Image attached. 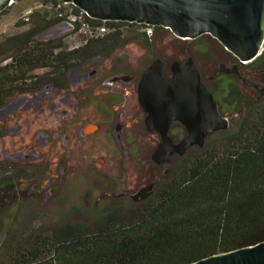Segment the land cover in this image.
Here are the masks:
<instances>
[{
  "label": "flooded vegetation",
  "instance_id": "flooded-vegetation-1",
  "mask_svg": "<svg viewBox=\"0 0 264 264\" xmlns=\"http://www.w3.org/2000/svg\"><path fill=\"white\" fill-rule=\"evenodd\" d=\"M123 24L135 29L151 28L141 40L146 60H129L124 43L76 47H82L80 54L87 55L67 71V86L76 85L79 98L67 97L60 102L56 98L52 108H45L41 100L28 103L19 113L14 112L15 108L7 110L0 122V140L6 139L3 146L10 147L2 151L4 161L0 163V211L7 207L19 215L26 203L35 204V197L22 196L27 190L37 195L53 193L58 204L66 179H75L81 170L98 173L100 189L111 200L110 209L104 213L134 207L151 198L170 179L179 161L191 149L198 148L193 145L183 156L176 151L163 157L156 154L164 136L147 124L148 112L140 103L138 89L140 78L152 64L157 65L166 80L174 72H187L188 62L196 67L220 116L228 121L227 129L210 134L205 142L228 132L231 120L238 128L251 112L264 108V45L257 57L242 61L209 33L188 38L164 26ZM163 32L166 35L157 38ZM31 72L30 88L4 94L0 113L16 93L32 92L46 83L57 91L67 88L46 82L45 74ZM62 104L68 108H61ZM46 113L53 115V128L49 131L42 130L39 124ZM186 135L184 125L174 121L165 137L177 144ZM37 148L43 150L38 152Z\"/></svg>",
  "mask_w": 264,
  "mask_h": 264
},
{
  "label": "trees",
  "instance_id": "trees-1",
  "mask_svg": "<svg viewBox=\"0 0 264 264\" xmlns=\"http://www.w3.org/2000/svg\"><path fill=\"white\" fill-rule=\"evenodd\" d=\"M92 21L116 29L83 48L124 43L117 26L126 22ZM35 33L0 42V104L14 89L28 90L30 72L40 67L50 68L46 82L66 88L67 71L87 55L82 47L64 49L62 38L40 41ZM223 134L191 149L148 200L100 213L91 224L23 232L1 250L0 264H187L264 240V108Z\"/></svg>",
  "mask_w": 264,
  "mask_h": 264
},
{
  "label": "water",
  "instance_id": "water-1",
  "mask_svg": "<svg viewBox=\"0 0 264 264\" xmlns=\"http://www.w3.org/2000/svg\"><path fill=\"white\" fill-rule=\"evenodd\" d=\"M14 0H0V12ZM100 21H120L170 28L181 37L209 33L242 61L254 59L264 44V0H62ZM187 72H174L170 80L152 64L138 82L146 122L164 136L157 155L176 151L179 156L193 145L202 149L205 139L228 127L212 93L200 80L192 62ZM174 121L187 135L172 144L165 134ZM187 264H264V240L207 255Z\"/></svg>",
  "mask_w": 264,
  "mask_h": 264
},
{
  "label": "rangeland",
  "instance_id": "rangeland-1",
  "mask_svg": "<svg viewBox=\"0 0 264 264\" xmlns=\"http://www.w3.org/2000/svg\"><path fill=\"white\" fill-rule=\"evenodd\" d=\"M32 10V14L29 17V21H23L21 19L22 14L26 10ZM55 19L52 12L48 11L44 7L39 6L38 0H28L27 3H20L15 0L12 4L6 7V10L0 14V42L9 36H14L25 32L30 29H35L36 33L34 38L40 41H48L56 38H62L64 49L70 50L74 46H80V41L70 32L64 24L61 22H51ZM50 22V23H49ZM46 23H48L46 25ZM117 28L122 33L124 40L123 49L128 53L129 60L139 61L146 60L144 52L142 50V38L143 34L150 32V27H138L137 29L127 24H120ZM145 32V33H144ZM166 34L160 33L157 38H162ZM48 68L35 69L31 72L33 75H43L47 73ZM71 99L78 97V87L69 83L66 89H57L51 84H44L38 89L28 93H16L5 104V109L0 113V122L3 120L7 110L13 108L15 113H19L21 108L28 103L37 102L43 100L45 108H52L54 106L53 100L58 99ZM69 105V104H68ZM43 106V105H42ZM61 108L67 109L68 106L61 105ZM55 114V112H54ZM10 117V116H9ZM18 120V119H17ZM14 123L16 122L13 121ZM53 115L46 113L43 120H39V124L42 130L49 131L53 128ZM237 123L231 120L229 131H234L237 127ZM20 126V125H19ZM14 128V125L12 126ZM224 134H218L211 137V139H219ZM6 139L0 140V163L2 160V151L10 150V147L3 146V142ZM19 148L21 146L19 145ZM38 152L43 149L37 148ZM54 156L50 159L53 160ZM55 164L54 161L51 162ZM3 164V163H2ZM15 164V163H13ZM148 172V171H147ZM80 171L77 173L75 179H66V186L59 194L61 199L57 204L55 199L57 195L26 193L22 196L27 198L28 196L35 197V204L32 206L28 203L25 207L20 208L19 215L15 212H11L7 207L2 208L0 211V253L1 251L11 245H14L22 236V233H28L31 230H46L51 227L52 224L58 226L61 223L70 222H83L91 224L94 218L110 209L111 200L100 189L99 175L96 172ZM146 174V173H145ZM31 206V207H30ZM23 233V234H24ZM2 255L0 254V258Z\"/></svg>",
  "mask_w": 264,
  "mask_h": 264
},
{
  "label": "built area",
  "instance_id": "built-area-1",
  "mask_svg": "<svg viewBox=\"0 0 264 264\" xmlns=\"http://www.w3.org/2000/svg\"><path fill=\"white\" fill-rule=\"evenodd\" d=\"M14 1H12L10 4H12ZM38 3L39 6L44 7L48 11L52 12L55 18L59 19L66 26V28L72 32V34L80 41V46H83L90 41L98 40L116 29L115 26L110 27L105 23L95 24L92 21L93 18H91L84 10L80 9L71 2L62 0H38ZM31 14V9L26 10L22 14L21 19L27 22L29 21ZM111 22L117 23L120 21ZM76 47H78V45L74 46L73 48Z\"/></svg>",
  "mask_w": 264,
  "mask_h": 264
},
{
  "label": "crops",
  "instance_id": "crops-1",
  "mask_svg": "<svg viewBox=\"0 0 264 264\" xmlns=\"http://www.w3.org/2000/svg\"><path fill=\"white\" fill-rule=\"evenodd\" d=\"M17 1H19L20 3H24L25 4V3H27L28 0H17ZM59 22H61V21H59ZM61 24H63V23L61 22Z\"/></svg>",
  "mask_w": 264,
  "mask_h": 264
}]
</instances>
